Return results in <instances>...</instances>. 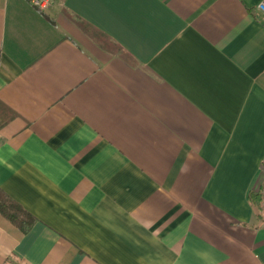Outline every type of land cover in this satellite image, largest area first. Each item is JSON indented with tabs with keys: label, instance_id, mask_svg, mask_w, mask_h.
<instances>
[{
	"label": "crops",
	"instance_id": "crops-1",
	"mask_svg": "<svg viewBox=\"0 0 264 264\" xmlns=\"http://www.w3.org/2000/svg\"><path fill=\"white\" fill-rule=\"evenodd\" d=\"M264 0H0V264H264Z\"/></svg>",
	"mask_w": 264,
	"mask_h": 264
},
{
	"label": "trees",
	"instance_id": "trees-1",
	"mask_svg": "<svg viewBox=\"0 0 264 264\" xmlns=\"http://www.w3.org/2000/svg\"><path fill=\"white\" fill-rule=\"evenodd\" d=\"M264 183V181H263ZM248 199L256 205L257 217L264 219V188L263 184L258 190L248 193ZM0 213L10 220L17 228L25 230L31 223V216L15 201L0 190Z\"/></svg>",
	"mask_w": 264,
	"mask_h": 264
},
{
	"label": "built area",
	"instance_id": "built-area-1",
	"mask_svg": "<svg viewBox=\"0 0 264 264\" xmlns=\"http://www.w3.org/2000/svg\"><path fill=\"white\" fill-rule=\"evenodd\" d=\"M31 5L38 8L41 11L47 10L52 5V0H29ZM257 9L261 13L264 19V3H259Z\"/></svg>",
	"mask_w": 264,
	"mask_h": 264
},
{
	"label": "rangeland",
	"instance_id": "rangeland-1",
	"mask_svg": "<svg viewBox=\"0 0 264 264\" xmlns=\"http://www.w3.org/2000/svg\"><path fill=\"white\" fill-rule=\"evenodd\" d=\"M8 264H13L12 262H8Z\"/></svg>",
	"mask_w": 264,
	"mask_h": 264
}]
</instances>
